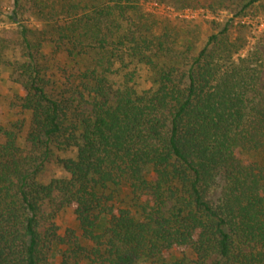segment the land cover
I'll return each mask as SVG.
<instances>
[{
	"label": "trees",
	"instance_id": "16d2710c",
	"mask_svg": "<svg viewBox=\"0 0 264 264\" xmlns=\"http://www.w3.org/2000/svg\"><path fill=\"white\" fill-rule=\"evenodd\" d=\"M146 1L57 0L40 12L56 50L82 63L70 79L50 81L40 41L21 27L24 59L6 63L28 121L21 141L19 128L0 127V264H264L260 58L233 59L240 47L216 34L185 72L158 68L143 90L125 75L116 85V60L152 65L170 51L149 33ZM51 162L63 175L43 183ZM65 208L78 233L61 236L54 219Z\"/></svg>",
	"mask_w": 264,
	"mask_h": 264
},
{
	"label": "rangeland",
	"instance_id": "374dc122",
	"mask_svg": "<svg viewBox=\"0 0 264 264\" xmlns=\"http://www.w3.org/2000/svg\"><path fill=\"white\" fill-rule=\"evenodd\" d=\"M57 0H22L17 9L16 22L10 18L14 11L13 0H0V127L17 130L18 139L25 136L28 114L22 113L14 99L16 85L11 82L8 62L22 61L21 27H25L27 37L35 43H41L38 55L44 61L48 78L57 81L71 78L82 68L75 60L68 58L62 50H56L48 27V18L40 12L49 13ZM248 0H225L224 5L216 4L211 8L194 6L186 9L172 7L165 2L148 0L143 3L145 23L151 35L161 36L170 48L169 53H159L153 57V64L138 62L134 57L116 60L113 69L118 76L113 80L118 83L125 75L127 84L138 90L148 89L153 84L154 71L158 68L174 67L183 73L193 58L206 45L212 35L226 36L240 47L233 59L256 53L261 61L259 87L264 89V2L243 7ZM226 27V30L224 28ZM2 45H5L2 48ZM54 156L73 157V150L53 149ZM63 175L54 163H48L42 169L38 179L46 183ZM219 184L214 185L208 197L215 200L219 196ZM57 233L65 236L70 231L78 233L77 223L68 208L61 210L54 219ZM55 259V258H54ZM50 260L57 264V259ZM156 264H163L158 262ZM169 264V263H164Z\"/></svg>",
	"mask_w": 264,
	"mask_h": 264
}]
</instances>
